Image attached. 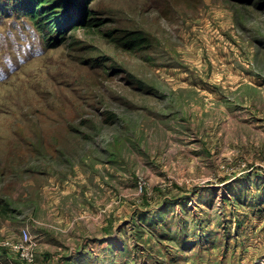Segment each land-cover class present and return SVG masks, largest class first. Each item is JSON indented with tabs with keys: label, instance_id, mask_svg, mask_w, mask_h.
I'll list each match as a JSON object with an SVG mask.
<instances>
[{
	"label": "rangeland",
	"instance_id": "1",
	"mask_svg": "<svg viewBox=\"0 0 264 264\" xmlns=\"http://www.w3.org/2000/svg\"><path fill=\"white\" fill-rule=\"evenodd\" d=\"M88 4L0 14V264H264V0Z\"/></svg>",
	"mask_w": 264,
	"mask_h": 264
},
{
	"label": "trees",
	"instance_id": "2",
	"mask_svg": "<svg viewBox=\"0 0 264 264\" xmlns=\"http://www.w3.org/2000/svg\"><path fill=\"white\" fill-rule=\"evenodd\" d=\"M89 2L90 0H10L7 2L8 7L0 9V14L8 9L16 19L30 23L47 43L55 45L65 38L68 28L99 27L103 24L102 18L91 15L94 9ZM119 40L130 49L136 43L140 44L141 37L125 41L118 39V44Z\"/></svg>",
	"mask_w": 264,
	"mask_h": 264
}]
</instances>
